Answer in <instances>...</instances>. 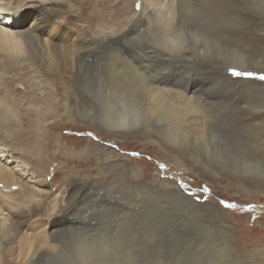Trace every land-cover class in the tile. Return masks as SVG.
I'll use <instances>...</instances> for the list:
<instances>
[{"label": "bare ground", "instance_id": "1", "mask_svg": "<svg viewBox=\"0 0 264 264\" xmlns=\"http://www.w3.org/2000/svg\"><path fill=\"white\" fill-rule=\"evenodd\" d=\"M25 2L0 0V99L4 103L0 117L7 108L16 110L15 105L18 114L23 113L9 93L15 82L24 86L23 99L39 102L32 110L37 117L35 131L18 132L11 142L0 137V215L3 210L9 213L0 219V264L5 263L6 248L16 259L13 264H165L152 249L147 255L139 254L136 232L88 228L90 218L78 221L77 207L65 208L64 198L59 215L36 218L41 210L38 202L31 201L37 193L32 184L44 188L41 175L49 170L48 149L53 142L40 121L57 112L59 90L74 100L73 107L65 110L69 118L79 117L94 130L113 136L134 131L146 138L155 134L186 154L194 174H207L215 182L225 171L227 180L243 195L264 189L259 183L264 160L256 158L257 149L264 148V80L233 78L230 70L264 71V0H207V8L194 7L201 0H173L168 15L148 7L121 34L92 39L72 38L66 27H60L58 17L65 11L59 6L35 3L26 9ZM190 9L201 19L215 20L214 31L189 26ZM19 12L22 15L17 18ZM241 27L255 35L249 36ZM22 51L35 73L47 76L55 71L66 78L60 82L63 87L54 82L53 90L39 91V84L26 77L30 71L21 65ZM217 122L255 147L238 159L235 152H225L224 137L217 135L213 142L210 135V127ZM153 142L162 152L160 142ZM22 146L21 162L13 155L14 148ZM247 180L259 184H244ZM73 193L71 188L68 194ZM156 195L162 202L176 201L187 212L208 205L195 202L177 186ZM28 202L34 204L30 209ZM104 245L111 249L110 258L98 260V249Z\"/></svg>", "mask_w": 264, "mask_h": 264}, {"label": "rangeland", "instance_id": "2", "mask_svg": "<svg viewBox=\"0 0 264 264\" xmlns=\"http://www.w3.org/2000/svg\"><path fill=\"white\" fill-rule=\"evenodd\" d=\"M172 1L26 0L27 6L23 5V8L28 9V6H33L35 3H41L44 7L59 6L65 11L58 17L57 22L60 27H66L72 38L82 39L89 36L92 39L94 36L101 37L107 33L121 34L128 23L148 7L168 15L169 10H173ZM20 12L17 18L22 15ZM240 29L249 36L255 35L252 30L244 31L242 27ZM19 59L21 65L29 67L30 72L26 77L31 76V80L39 84V91L45 93L50 89L53 90L54 82L63 87L60 82L65 81L66 78L60 73L54 71L47 76L35 73L25 51L21 52ZM230 70L231 75L233 71L252 73L251 76L232 75L233 78L260 79L264 76V71H241L237 68ZM7 74L6 76H9L11 73ZM67 83L69 84V81ZM22 87L24 88L23 84L15 82L13 91L9 93H12L10 95L15 99L14 103H18L17 105H20L18 107L23 108V113L18 114L15 105L16 110L7 108L6 113L0 117V137H5L8 142L16 141L15 135L18 132L36 130L37 117L32 110L37 108L39 102H31L28 97L24 100L21 97ZM70 95L59 90V96L55 97L59 101L57 112L54 116L47 115L48 117L40 121L53 142L49 141L52 143L48 149L51 153L49 170L47 171L46 168V173L41 175V179H45L44 188L31 183L34 189H37L36 196L31 201L38 202L37 207L41 210V215L36 218L51 219L59 215L62 211L59 205L64 198L65 208L77 207L75 215L78 221L83 219L86 222L87 217L90 218V222H86L90 224L88 228L95 227L93 229L102 232L104 229L116 230L121 227L129 233L136 232L134 241L139 243L137 247L141 248L139 252L141 255H147V250L152 249L154 255L165 262L166 250L169 248L180 249L188 255L201 252L207 255V250L212 249L225 253L234 264H264V189L243 195L238 193L234 184L227 180L225 171H220L217 176H220V180L215 179V182L211 181L207 174L204 177L194 174L188 169L191 167L186 154L160 141L155 134L146 138L144 133L134 131L133 134L123 137L113 136L94 130L90 124L81 122L79 117L69 118L65 110L69 106L73 107L74 100L72 101ZM17 99L20 100L17 102ZM1 105L4 103L0 99ZM26 109L31 111L24 114ZM153 141L160 142L162 152L158 143ZM22 148L23 146L14 148L16 156H13L18 157V160L23 154ZM259 183L264 185V177ZM259 183L253 180L244 182L252 186H257ZM172 186H177L195 202L201 205L208 204V208H195L187 212L176 201L166 203L159 200L157 195L154 197L156 191H163ZM148 187L152 190H148ZM71 188L74 191L73 195L68 194ZM75 191L78 193L75 194ZM83 195H86L85 199ZM32 202L26 204L28 209L34 206ZM158 202L162 206H158ZM55 205L58 206L50 210ZM210 206L213 207L211 210ZM2 212L0 219L4 216L7 218L9 213L5 214L7 212L5 210ZM5 223L8 224V221L6 220ZM149 232L159 237L161 251L157 252L145 246L144 237ZM3 251L6 257L4 264H13L16 259L12 255L10 257L7 248ZM167 264H173L171 257H168Z\"/></svg>", "mask_w": 264, "mask_h": 264}, {"label": "snow or ice", "instance_id": "3", "mask_svg": "<svg viewBox=\"0 0 264 264\" xmlns=\"http://www.w3.org/2000/svg\"><path fill=\"white\" fill-rule=\"evenodd\" d=\"M194 7L207 8L209 7V4L207 3V0H201L200 4ZM186 23L189 26L199 27L203 31L212 33L216 27L217 22L215 20L201 19L194 11L190 9L188 16L186 17ZM232 75L251 76L252 73L233 71ZM260 79H264V76H261ZM210 135L213 136V142H215V136H223L225 152H235L237 154V159L239 158V156L244 155L255 147L249 142L243 140L241 137H238L235 134L226 131L224 126L218 122L210 127ZM257 152L259 153V155L256 158L264 160V148L257 149ZM184 207L186 210L188 209V206L185 205ZM154 241L155 243H153ZM144 244L145 246L155 249L157 252L161 251V249L159 248V237L153 232H149L144 237ZM110 251L111 249L109 248V246H102L98 249L96 259L102 260L105 257L110 258ZM207 251V255L202 252L195 255H188L180 249L169 248L166 250L165 264H167L168 257H171L173 264H234L233 261L229 260L228 256L225 253L220 252L219 250L208 249Z\"/></svg>", "mask_w": 264, "mask_h": 264}]
</instances>
